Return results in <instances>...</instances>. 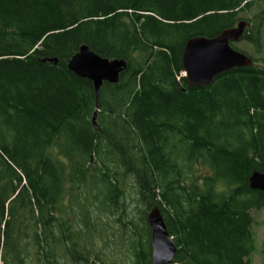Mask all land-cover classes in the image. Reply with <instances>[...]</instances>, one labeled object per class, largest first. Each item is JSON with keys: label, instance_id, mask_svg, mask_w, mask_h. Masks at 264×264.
Listing matches in <instances>:
<instances>
[{"label": "trees", "instance_id": "16d2710c", "mask_svg": "<svg viewBox=\"0 0 264 264\" xmlns=\"http://www.w3.org/2000/svg\"><path fill=\"white\" fill-rule=\"evenodd\" d=\"M241 20L254 54L231 46L252 64L189 86L187 40ZM263 30L264 0H0V264H106L103 216L134 237L133 264H151L153 207L173 264H249ZM82 45L126 61L98 96L67 68Z\"/></svg>", "mask_w": 264, "mask_h": 264}, {"label": "water", "instance_id": "95a60500", "mask_svg": "<svg viewBox=\"0 0 264 264\" xmlns=\"http://www.w3.org/2000/svg\"><path fill=\"white\" fill-rule=\"evenodd\" d=\"M248 26L246 20H241L234 27L221 31L215 37L197 36L187 40L182 51L181 63L188 85L208 86L223 72L250 66L251 58L231 46V43L242 38ZM43 61L56 63V59ZM67 68L76 76L89 80L95 95L98 96L103 82L118 81L120 73L126 68V61L101 57L87 45H82L69 59ZM94 120L95 113L92 117L95 126ZM248 185L250 189L264 193V173L253 172L248 178ZM146 221L150 229L151 264H173L176 247L157 207L148 211Z\"/></svg>", "mask_w": 264, "mask_h": 264}, {"label": "rangeland", "instance_id": "374dc122", "mask_svg": "<svg viewBox=\"0 0 264 264\" xmlns=\"http://www.w3.org/2000/svg\"><path fill=\"white\" fill-rule=\"evenodd\" d=\"M231 44L239 49H244L248 54H254L253 49L241 39ZM181 76H184V74L181 73ZM132 202H134V194H130L127 199L129 211L134 215ZM251 214L254 219L252 225L254 250L249 256V264H264V207L260 210L252 211ZM102 218L105 224V233L97 241V249L100 250L102 259L105 260L106 264H133L136 261V256L133 248L134 237L130 231H123L122 226L114 218L109 219L107 216Z\"/></svg>", "mask_w": 264, "mask_h": 264}, {"label": "built area", "instance_id": "2783aa9c", "mask_svg": "<svg viewBox=\"0 0 264 264\" xmlns=\"http://www.w3.org/2000/svg\"><path fill=\"white\" fill-rule=\"evenodd\" d=\"M181 73H183V74H184V72H181Z\"/></svg>", "mask_w": 264, "mask_h": 264}, {"label": "bare ground", "instance_id": "6f19581e", "mask_svg": "<svg viewBox=\"0 0 264 264\" xmlns=\"http://www.w3.org/2000/svg\"><path fill=\"white\" fill-rule=\"evenodd\" d=\"M96 97V96H95Z\"/></svg>", "mask_w": 264, "mask_h": 264}]
</instances>
